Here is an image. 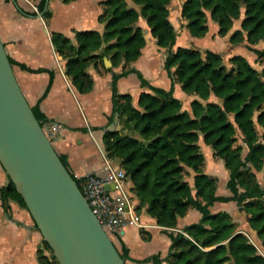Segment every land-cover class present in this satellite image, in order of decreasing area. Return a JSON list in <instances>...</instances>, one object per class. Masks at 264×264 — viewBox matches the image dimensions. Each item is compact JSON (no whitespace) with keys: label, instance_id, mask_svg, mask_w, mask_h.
Segmentation results:
<instances>
[{"label":"trees","instance_id":"obj_1","mask_svg":"<svg viewBox=\"0 0 264 264\" xmlns=\"http://www.w3.org/2000/svg\"><path fill=\"white\" fill-rule=\"evenodd\" d=\"M131 1L138 8L125 0L100 1L102 12L98 18L104 23L102 32L76 30L73 41L62 32L51 31L50 38L65 60V73L79 92H87L93 86L87 66L90 63L98 66L100 48L110 55L114 66L122 62L118 72L106 68L111 71L109 124L116 115L124 116L142 139L106 129L103 144L105 153L125 170L130 195L138 199L137 208L145 206L146 212L164 229L175 227L177 218L190 208L201 214L198 221L169 232L171 245L166 257L152 254L138 261L264 264V185L256 175L260 171L264 177V63L257 68L242 54L225 58L221 52L193 46L179 45L172 50L177 33L169 18L171 0ZM37 10L44 19L51 16L45 0L39 1ZM140 17L149 26L156 44L169 49L163 62L171 79L168 89L150 84L138 69L126 65L141 54L146 43L137 23ZM180 17L189 33L196 37L205 35L210 17L217 23L219 35L229 33L231 43L246 41L247 49L257 60L264 61V47L255 46L259 42L264 44V0H183ZM235 20H239L238 27H234ZM8 58L12 65L40 70L31 69L9 55ZM129 72H135L141 84L149 89L139 93L135 104L129 93L117 91V80ZM174 82L193 95L189 110L173 95ZM31 108L44 126L48 119L38 104ZM200 138L223 161L228 171L225 186L229 194H217V177L204 171ZM59 156L69 168L66 158ZM71 174L81 188L79 178ZM7 177L8 182L0 187L1 204L5 210L9 201L27 208ZM216 201H233L246 213L260 247L248 234L239 231L230 212L211 211L210 206ZM116 247L126 260L129 256L124 244ZM37 259L41 264H58L44 239L37 250Z\"/></svg>","mask_w":264,"mask_h":264},{"label":"crops","instance_id":"obj_2","mask_svg":"<svg viewBox=\"0 0 264 264\" xmlns=\"http://www.w3.org/2000/svg\"><path fill=\"white\" fill-rule=\"evenodd\" d=\"M39 1L0 0V38L9 56L31 69H40L30 71L13 65L15 76L29 104H38L39 109L47 117L44 125L47 127L51 124L56 125L52 143L57 152L66 158L71 172L80 176L98 171L105 153L103 133L106 129H112L121 116L116 115L113 123L109 124L108 115L112 110L111 71L106 68L110 67L118 72L122 68V62L114 66L110 55L102 52L100 48L97 51L101 53L97 59L98 66L94 67L92 63L87 66V71L93 79V86L87 92H79L65 73V60L55 50L50 32H62L73 41L76 30L93 29L102 32L104 23L98 18L102 12L101 0H48L46 7L51 11L48 19H44L42 14L39 15L37 10ZM125 1L128 5L138 8L131 0ZM182 1L171 0L168 5L169 18L177 33L172 50L181 45L222 53L229 49V47L226 49L227 46H233L234 49L241 47L242 51L232 50L228 55L239 53L251 63L250 59H253L258 66H262L264 61L257 60L256 55L247 49L246 41L231 43L229 33L219 35L218 25L210 17L207 19L208 30L205 35L192 36L185 27V21L180 17ZM174 14L176 22L172 18ZM137 23L142 27L146 43L141 54L126 65L138 69L150 84L168 89L171 86V79L163 68V62L169 49L156 44L149 26L142 17ZM234 25L238 27L239 20H235ZM260 43L262 42L255 45L259 49L263 48ZM143 90L149 89L141 84L135 72H129L117 80V91L129 93L134 104ZM173 95L182 101L184 109L189 110L193 95L185 93L179 82L173 84ZM211 99H214L213 95ZM198 143L204 155V171L217 177L216 193L229 194L225 186L228 171L223 161L213 155L211 147L208 148L201 138ZM243 150L246 153L245 145ZM213 166L218 168V173L208 170ZM7 182V174L0 164V187ZM133 203L139 225L126 226L113 239L116 246L119 247L122 243L127 248L129 257L125 260L126 264H153L152 261H138L152 254L166 257L171 245L169 232L180 230L186 224L198 221L201 215L197 209L190 208L185 215L177 218L175 227L164 229L146 212L145 206L137 208V198L133 199ZM230 204L236 205L233 201H216L210 209L227 210L233 219L239 222L237 214L234 215L226 207ZM239 227V231L253 233L247 219ZM42 246L43 237L27 208L9 201L5 210L0 201V264H41L37 259V250ZM164 264L167 263L164 261Z\"/></svg>","mask_w":264,"mask_h":264},{"label":"water","instance_id":"obj_3","mask_svg":"<svg viewBox=\"0 0 264 264\" xmlns=\"http://www.w3.org/2000/svg\"><path fill=\"white\" fill-rule=\"evenodd\" d=\"M112 130L142 139L124 116ZM0 164L58 264H126L35 117L1 38Z\"/></svg>","mask_w":264,"mask_h":264},{"label":"built area","instance_id":"obj_4","mask_svg":"<svg viewBox=\"0 0 264 264\" xmlns=\"http://www.w3.org/2000/svg\"><path fill=\"white\" fill-rule=\"evenodd\" d=\"M43 128L52 140L56 125H44ZM75 176L79 178L81 191L88 204L112 239L126 226L139 225L138 214L127 187L125 170L119 162L104 153L100 170Z\"/></svg>","mask_w":264,"mask_h":264},{"label":"rangeland","instance_id":"obj_5","mask_svg":"<svg viewBox=\"0 0 264 264\" xmlns=\"http://www.w3.org/2000/svg\"><path fill=\"white\" fill-rule=\"evenodd\" d=\"M174 7V6H173ZM172 7V8H173ZM174 9V8H173ZM175 14H174V16H172V18H173V21H175ZM176 22V21H175ZM236 22H238V21H236ZM177 25V24H176ZM178 26V25H177ZM177 29H178V27H177ZM261 44V46H263L264 47V44L263 43H260ZM229 47V49H227ZM225 48V47H224ZM226 49L227 50H224L222 53H224V55H225V58L228 56V54L229 53H231L232 52V50H234L235 52H237V51H242L243 50V48H241V47H237V48H233V46H227L226 47ZM252 58V57H251ZM251 61H252V63H253V65L254 66H256V67H258V68H260V65L258 66V64L255 62V61H253V59H250ZM207 147L208 148H210V146H208L207 145ZM243 153H244V150H243ZM210 172H215V173H218V168L217 167H212L211 169H208ZM257 174V177H258V179L260 180V182L263 184L264 183V177H263V175H262V172H257L256 173ZM188 178H189V180H191V176H188ZM218 186H220V184L218 185ZM229 206H233V207H229ZM226 207H228L229 208V210L230 211H232V213L235 215V214H237L236 215V217H237V220L239 221V222H237V227L238 228H240L239 227V225H241V223H244L245 222V220H246V218H247V215H246V213L243 211V210H241V209H239V210H237V208L238 207H236V205L234 206V205H226ZM248 235L250 236V240L252 241V242H256L257 243V245L260 247V245L258 244L259 242L257 241V238H256V236H255V234H253V233H251V231H250V233H248ZM255 243V244H256Z\"/></svg>","mask_w":264,"mask_h":264}]
</instances>
